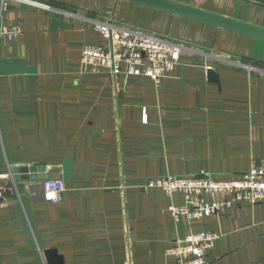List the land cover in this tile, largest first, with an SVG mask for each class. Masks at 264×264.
Instances as JSON below:
<instances>
[{
  "label": "crops",
  "instance_id": "obj_1",
  "mask_svg": "<svg viewBox=\"0 0 264 264\" xmlns=\"http://www.w3.org/2000/svg\"><path fill=\"white\" fill-rule=\"evenodd\" d=\"M30 1L50 10L0 0V59L37 69L0 75V264H47V250L63 264H174L167 250L199 231L218 237L210 264H264V203L176 222L168 207L183 197L144 189L167 176L235 180L264 165V43L121 1ZM174 1L264 28V0ZM96 21L180 44L178 66L158 86L83 72L82 49L104 44ZM11 26L20 34L9 40L1 28ZM31 166L64 182L57 203L43 200V180L9 172Z\"/></svg>",
  "mask_w": 264,
  "mask_h": 264
},
{
  "label": "built area",
  "instance_id": "obj_2",
  "mask_svg": "<svg viewBox=\"0 0 264 264\" xmlns=\"http://www.w3.org/2000/svg\"><path fill=\"white\" fill-rule=\"evenodd\" d=\"M9 3L50 10L49 7L30 0H2L1 8ZM93 24L104 44L82 49L80 63L83 72L95 74L103 70L114 80L124 72L127 76L147 77L158 86L179 64L184 48L174 41L138 30L119 28L108 21H96ZM1 34L11 40L20 34V30L16 26L2 27ZM6 177L7 174H0L1 203L5 198L2 180ZM64 189L62 180H43V200L57 203L58 196ZM144 189H160L169 196L181 195L184 199L182 207H168L172 218L176 222L182 217L199 221L205 217L220 215L231 203H264V165L252 164L247 173L235 180H216L209 175L167 176L147 181ZM219 195L227 198L217 200L215 197ZM205 196L211 197V200H206ZM217 238L211 232L190 233L184 240L176 241L166 253L174 257V264H210L207 251L215 245Z\"/></svg>",
  "mask_w": 264,
  "mask_h": 264
},
{
  "label": "water",
  "instance_id": "obj_3",
  "mask_svg": "<svg viewBox=\"0 0 264 264\" xmlns=\"http://www.w3.org/2000/svg\"><path fill=\"white\" fill-rule=\"evenodd\" d=\"M121 1L168 15L183 18L202 25H206L222 31L234 33L264 43V28L233 19L224 15L213 13L195 6L183 4L174 0H115ZM62 23L53 22L56 28ZM65 26V23H64ZM36 67H27L23 59H0V75L25 74L29 78L36 76ZM211 77L212 73H208ZM15 181L45 180L44 166L14 167L9 170ZM0 174H5V170H0ZM47 264H63L60 256L55 250H47L43 253Z\"/></svg>",
  "mask_w": 264,
  "mask_h": 264
},
{
  "label": "rangeland",
  "instance_id": "obj_4",
  "mask_svg": "<svg viewBox=\"0 0 264 264\" xmlns=\"http://www.w3.org/2000/svg\"><path fill=\"white\" fill-rule=\"evenodd\" d=\"M132 12H127L126 14L127 15H125V16H129V14H131ZM133 14V13H132ZM130 17V16H129ZM130 19H133V20H135L136 18L135 17H130ZM140 30H142L141 32H144V33H147V34H153V35H156V36H160V34L159 33H157V32H155V31H147V30H143V29H140Z\"/></svg>",
  "mask_w": 264,
  "mask_h": 264
}]
</instances>
